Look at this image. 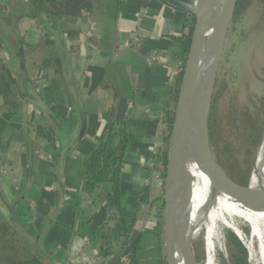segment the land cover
I'll return each mask as SVG.
<instances>
[{
	"label": "crops",
	"instance_id": "obj_1",
	"mask_svg": "<svg viewBox=\"0 0 264 264\" xmlns=\"http://www.w3.org/2000/svg\"><path fill=\"white\" fill-rule=\"evenodd\" d=\"M0 3V65L13 109L0 100V223L16 233L12 252L42 264H126L139 238L133 264H166L154 234L160 182L151 178L147 202L141 196L164 147L184 12L161 0L117 8L97 0L87 15L54 19L30 15L31 0ZM111 115L133 134L119 177L128 224L110 219L99 228L112 186L91 197L80 177Z\"/></svg>",
	"mask_w": 264,
	"mask_h": 264
},
{
	"label": "rangeland",
	"instance_id": "obj_2",
	"mask_svg": "<svg viewBox=\"0 0 264 264\" xmlns=\"http://www.w3.org/2000/svg\"><path fill=\"white\" fill-rule=\"evenodd\" d=\"M248 116L255 122L257 130L263 127V132L264 0H251L240 15L232 17L217 67L209 119L213 133L212 150L221 165L237 163L244 167L249 162L252 168L257 145L253 156L247 157L251 123ZM248 181L251 187L264 189V133ZM194 216L193 243L202 239L204 264H219V254L227 264L233 248L223 235L225 228L234 231L243 243L249 264H264L263 214L244 208L218 193L205 191L197 200ZM7 234V239L0 238V262L3 264H8L7 256L21 258L12 252L16 233L9 228Z\"/></svg>",
	"mask_w": 264,
	"mask_h": 264
},
{
	"label": "trees",
	"instance_id": "obj_3",
	"mask_svg": "<svg viewBox=\"0 0 264 264\" xmlns=\"http://www.w3.org/2000/svg\"><path fill=\"white\" fill-rule=\"evenodd\" d=\"M97 0H31L32 3V16L38 14H44L49 18H63L66 16H83L89 14L95 7ZM117 8L122 0H112ZM193 1V0H182ZM251 0H236L233 16L240 15L249 5ZM6 9V4L0 3V10ZM184 24L183 31L179 36H175L174 39L180 43L183 48L181 61L177 67V71L173 76L172 82V99L171 106L166 110L163 117V149L157 150L152 157L151 166L148 167L151 174H155L159 168L157 160L159 157L164 159V171L168 153V140L172 128L175 104L178 96L179 86L182 77V70L186 60L194 23L195 16L190 13L184 12ZM11 91L10 86L7 83L5 73L0 65V100L2 99L3 105H6L9 112H13L12 105L10 104ZM112 114V113H111ZM249 132L247 140L250 146L246 150L245 155L247 157L253 156V149L256 147L259 138L262 133V129L257 130L255 122L248 116ZM208 128L210 143L213 139V133L211 130L210 119L208 117ZM133 138V134L130 132L125 121H117L112 115L109 117L106 125L100 134L97 141L93 144L90 152L85 157L83 162V168L80 177V189L91 197H95L98 191H100L104 184L110 183L112 188L109 192L111 198V209L108 212L107 218L103 220L100 227H103L107 220L118 219L124 225H127L125 214L122 210V202L119 191V177L121 171V165L123 163L124 153L129 141ZM219 162V161H218ZM221 165V163L219 162ZM227 176L235 183L241 186H247L249 180V173L251 165L248 163L243 167L240 164H230L228 166L221 165ZM145 185L141 201L147 202L148 187ZM163 188V183L161 184ZM162 199V196H160ZM156 222L154 227V234L157 239H160L161 226H162V206L155 214ZM8 224L0 223V238H8ZM245 232H248L246 230ZM224 237L228 240L233 248V252L227 259V264H249L247 260V250L243 243L238 239L233 231L225 228ZM140 248L139 238L132 244L131 249L127 255L126 264H133L136 251ZM2 250V249H0ZM193 253L199 264H204V246L202 239L193 243ZM8 264H42L38 256L34 255L28 258L12 259L7 256ZM219 264H224L222 255L219 254Z\"/></svg>",
	"mask_w": 264,
	"mask_h": 264
},
{
	"label": "water",
	"instance_id": "obj_4",
	"mask_svg": "<svg viewBox=\"0 0 264 264\" xmlns=\"http://www.w3.org/2000/svg\"><path fill=\"white\" fill-rule=\"evenodd\" d=\"M166 4L170 5L171 7L178 9L182 12L190 13L195 16V23L194 28L188 48V52L186 55V60L182 70V77L179 86L178 96L175 104L172 128L169 135L168 140V153H167V160L165 165V175L163 179V188H162V226H161V238L163 239L164 243V251H165V258L166 264H178L179 261L190 257L193 261V264H199L194 256L193 253V238L191 236L185 238L183 235L182 228L177 224L175 220V212L177 210L187 211L185 210L184 201L182 206H179L173 196V184L175 179V171L176 166L179 159V153L182 149V145L184 142V135L186 132L187 127V117H188V100L189 95L191 92L192 86V76H193V62L197 53L204 49H217L218 54L215 62V71L213 73L211 82L208 86L203 87V100L205 101L206 105V112L205 116H203V121L201 125H199V132L198 136L200 139L205 137L207 142V147L205 149H200L199 141L196 142L201 163L205 165L208 178L211 181H215L218 177L222 176L231 187L239 190V191H246L247 199L250 201L256 202L255 209L264 210V189L261 188H251L249 186V181L247 186H241L231 180L227 174L225 173L222 166L219 164L218 160L215 157V154L212 150V146L210 143L209 137V128H208V117L210 111V105L212 100V93L215 84L216 78V71L221 59L224 45L226 42L227 36V27L229 26L233 13L236 0H228L226 4V0H218L219 5L222 7V11H219V25L214 32L213 36L206 40L199 41V36L201 33L202 23H203V16L201 10L198 9L194 3L196 0L193 1H182V0H161ZM264 130L262 132V135ZM262 135L256 147L257 149L261 143ZM256 152L254 156L253 166L250 171V176L252 170L254 168L255 159H256ZM186 205V202H185ZM254 209V208H253ZM167 226H172L180 235L183 237V245L179 250V255L177 254V250L170 251L169 250V242L167 237ZM178 255V257H177Z\"/></svg>",
	"mask_w": 264,
	"mask_h": 264
},
{
	"label": "bare ground",
	"instance_id": "obj_5",
	"mask_svg": "<svg viewBox=\"0 0 264 264\" xmlns=\"http://www.w3.org/2000/svg\"><path fill=\"white\" fill-rule=\"evenodd\" d=\"M227 2L228 0H226V4ZM194 5L201 10L203 16L199 41L209 39L213 36L219 25V11H222V7L219 5L218 0H196ZM230 27L231 22L227 27V33ZM217 54V49H204L197 53L193 62L192 86L188 100L187 127L182 149L179 153L173 184L175 202L179 206H182L184 201L183 207L187 210H177L174 215L177 224L183 230L185 238L189 236L194 238L193 227L196 216L193 217V211L197 204V200L205 191L218 193L244 208L264 215V210L255 209L254 206L256 202L247 199L246 191H239L231 187L222 176L215 179V181L209 180L207 169L205 165L201 163L199 154L197 155L199 151V148L196 146L197 141H199L200 149H205L208 145L205 137L202 139L199 138L198 130L199 125H201L203 121V116H205L207 105L203 100V87L208 86L211 82L215 71ZM249 186L251 187L250 184ZM192 219H194V221ZM167 237L169 250H177L178 254L183 245L182 235L172 226H167ZM178 264H193V261L190 257H187L179 261Z\"/></svg>",
	"mask_w": 264,
	"mask_h": 264
},
{
	"label": "built area",
	"instance_id": "obj_6",
	"mask_svg": "<svg viewBox=\"0 0 264 264\" xmlns=\"http://www.w3.org/2000/svg\"><path fill=\"white\" fill-rule=\"evenodd\" d=\"M159 164H160L159 168H158L159 172H156L155 174H151L150 176L148 175L147 177H145L144 180H143L144 185H148L150 183V181H151V178H154L155 180H157L161 184V182L164 179V175H165L163 157H160ZM159 201L160 202H159V207L158 208H160L162 206V200L160 199Z\"/></svg>",
	"mask_w": 264,
	"mask_h": 264
}]
</instances>
